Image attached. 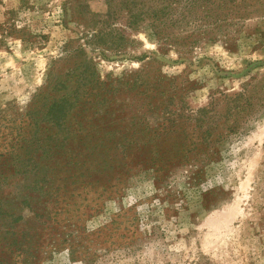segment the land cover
<instances>
[{
    "label": "rangeland",
    "instance_id": "obj_1",
    "mask_svg": "<svg viewBox=\"0 0 264 264\" xmlns=\"http://www.w3.org/2000/svg\"><path fill=\"white\" fill-rule=\"evenodd\" d=\"M106 11L105 0H0V164L10 163L0 168V264H264V108H251L238 133L210 143L197 161L109 160L110 182L93 188L71 185L76 172H65L66 159H38L25 124L30 105L56 63L93 33L84 23ZM110 23L120 51L86 50L113 89L112 108L125 111H116L124 126L165 125L164 105L149 108L127 81L156 89L158 72L179 79L181 102L167 110L178 111V130L198 141L234 109L226 97L264 83L257 22L235 50L205 43L186 56L129 28L125 11Z\"/></svg>",
    "mask_w": 264,
    "mask_h": 264
},
{
    "label": "trees",
    "instance_id": "obj_2",
    "mask_svg": "<svg viewBox=\"0 0 264 264\" xmlns=\"http://www.w3.org/2000/svg\"><path fill=\"white\" fill-rule=\"evenodd\" d=\"M105 1L106 13L92 14L91 20L84 23V27L92 29L93 33L81 38L85 45L72 49L56 63L60 66L53 68L46 86L35 95L27 114L28 122H25L32 135L31 147L40 152L39 160L66 159L65 172H76L67 177L70 181L74 179L71 185L93 188L100 181L103 185L110 182L111 175L105 173L106 167L113 168L109 160L145 157L162 164L173 159L197 161L206 153L210 143L217 144L225 136L238 133L240 120L252 115L251 108H264V83L247 84L243 93L226 97L234 109L228 113V118L223 119L218 132L206 133L200 141L192 140L193 135L190 137L184 134V130H178L181 127L179 112L167 110L175 101L181 102L177 97V90L181 89L175 86L179 79L169 80L158 72L156 77L161 85L156 89H152L147 80L141 82V87H137L135 81H127L125 86L131 91L141 89L140 95L148 101L149 108L158 109L154 101L166 105L161 110L165 116L163 130L143 125L138 128L124 126L122 123L126 120L120 119L117 112L125 111L112 108L113 89L102 81L86 50L92 47V50L120 51L112 41L119 31L110 23L118 18L119 12L125 11L129 28L137 32L144 28L164 52L176 50L186 56L205 43L223 42L227 48L237 49L241 36L246 33L249 36L251 32L249 23L257 22L253 32H257L260 25L264 26V0ZM100 24L110 26L109 30L97 28ZM116 38L119 42L123 39L120 35ZM107 44L109 48L104 49ZM155 62H158L157 58ZM205 112L207 109L199 114L204 116ZM145 113L155 114L150 110ZM171 132L187 138L181 142L173 141ZM14 137L17 141L20 139L18 143L26 144L25 134ZM7 165L10 168L9 160L0 164V168L6 169ZM12 166L15 167L16 163ZM86 178L91 181L85 183Z\"/></svg>",
    "mask_w": 264,
    "mask_h": 264
}]
</instances>
